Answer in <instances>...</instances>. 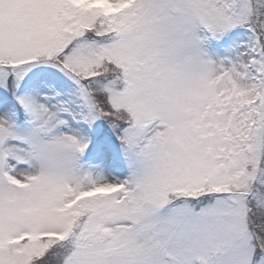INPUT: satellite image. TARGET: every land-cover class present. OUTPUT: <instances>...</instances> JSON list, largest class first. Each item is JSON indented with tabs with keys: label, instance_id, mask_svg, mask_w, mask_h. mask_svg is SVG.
Listing matches in <instances>:
<instances>
[{
	"label": "snow or ice",
	"instance_id": "1",
	"mask_svg": "<svg viewBox=\"0 0 264 264\" xmlns=\"http://www.w3.org/2000/svg\"><path fill=\"white\" fill-rule=\"evenodd\" d=\"M0 264H264V0H0Z\"/></svg>",
	"mask_w": 264,
	"mask_h": 264
}]
</instances>
